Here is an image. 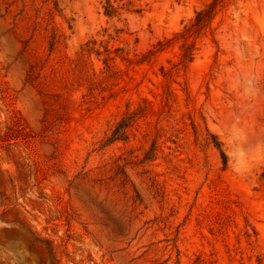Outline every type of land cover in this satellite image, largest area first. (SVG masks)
<instances>
[{
  "label": "rangeland",
  "instance_id": "374dc122",
  "mask_svg": "<svg viewBox=\"0 0 264 264\" xmlns=\"http://www.w3.org/2000/svg\"><path fill=\"white\" fill-rule=\"evenodd\" d=\"M112 1L0 0V264H264V0Z\"/></svg>",
  "mask_w": 264,
  "mask_h": 264
},
{
  "label": "trees",
  "instance_id": "16d2710c",
  "mask_svg": "<svg viewBox=\"0 0 264 264\" xmlns=\"http://www.w3.org/2000/svg\"><path fill=\"white\" fill-rule=\"evenodd\" d=\"M221 2L222 0H212L208 2L204 8L197 10L195 21H193L190 25H186L182 36L186 38L190 35L196 34L200 32L204 27L209 25L211 20L217 13V7L221 4ZM117 10L118 6H116L112 0H107L106 13L112 15ZM55 37L56 36H54V39ZM183 47L184 59L192 60V58L194 57L193 45L189 42H185ZM105 62L108 66H111V64L109 63V56L105 58ZM136 115L137 114L135 112H132L124 116V118L117 124L116 128L113 130L112 135L107 139V143L117 139H125L127 137V128L131 124H133L134 120L136 119ZM15 121L17 122V124H19L20 122L18 120ZM216 144L220 147L219 142H216ZM221 151L226 162V153L222 149Z\"/></svg>",
  "mask_w": 264,
  "mask_h": 264
}]
</instances>
